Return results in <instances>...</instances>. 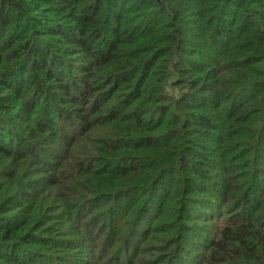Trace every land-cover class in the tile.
<instances>
[{
    "label": "trees",
    "instance_id": "1",
    "mask_svg": "<svg viewBox=\"0 0 264 264\" xmlns=\"http://www.w3.org/2000/svg\"><path fill=\"white\" fill-rule=\"evenodd\" d=\"M0 264H264V0H0Z\"/></svg>",
    "mask_w": 264,
    "mask_h": 264
}]
</instances>
